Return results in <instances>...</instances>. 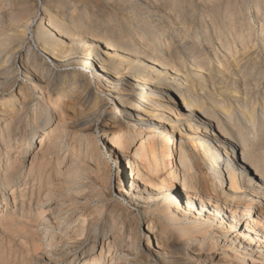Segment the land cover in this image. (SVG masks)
Wrapping results in <instances>:
<instances>
[{"label":"bare ground","instance_id":"1","mask_svg":"<svg viewBox=\"0 0 264 264\" xmlns=\"http://www.w3.org/2000/svg\"><path fill=\"white\" fill-rule=\"evenodd\" d=\"M42 1L48 3V7L44 9L47 20H42L37 27L41 54L29 50L28 55L22 56L24 40L37 17V7L29 0H0V70H5L6 83L11 90L1 104L12 103V110L8 111L10 116L4 119L9 125L0 126V160L2 156L9 157L8 149L17 142L14 136L24 121L19 111L23 115L31 103L29 87L34 94H40V98L45 89L53 94L63 91V86L58 87L62 77L51 67L52 62L88 66L92 74L97 73L103 79H99L94 91L92 81L86 83V75L79 74L76 87L74 85V88H83L77 98L78 107L73 102L64 103L68 101L64 95V100H58L52 109L51 116L46 117L45 111L38 108L43 114L33 120L31 138L27 136L28 123L25 122V134L18 150L22 155L20 159L34 138L38 137L40 144L46 141L40 149L42 156L36 154L32 158L25 186L32 178L34 187L37 183L41 189L46 172L41 163L61 150L60 140L66 136L62 134L66 130L65 122L71 117L78 114L94 117L105 102L117 100L131 120L130 124H135L128 131H113L116 129L112 128L102 139L103 146L122 165L116 185L110 176L101 190L93 188V195L89 193L91 198L106 200L105 209L109 213L104 217L95 221L83 214L86 206L80 195L87 190L88 171H94L96 178L109 175V171L103 172L99 167V148L89 136L93 131L91 121L82 117L75 122L79 131L76 137L82 146L85 144L86 151L81 154V147H74V158L61 180L63 197L56 203L53 197L56 194L51 190L45 195L46 202L39 195L36 208H32L30 200L29 208L25 209L26 194L22 192L24 201L20 203L19 217L14 211L6 217L1 209L9 204L10 193L6 192L8 194L3 195L4 200L0 202V229L31 238L33 247L35 244L40 248L39 242L46 243L44 250L48 251L49 260L56 264H103L106 260L108 264H264V113L256 115L253 101L255 89L264 83L263 13L259 9L256 12L257 25L247 24V21L246 25L232 14L237 0L201 1L214 21L213 35L219 37L218 47L223 49L220 57L209 37L211 31L205 28L199 31L188 22L178 24H183L184 28H179L181 31L177 35L184 36L176 44L175 39H165L170 32L165 25L142 21L147 22L146 28H139L136 35H143L139 39L144 40L145 47L139 51L135 48L136 38L128 37L132 31L128 29L131 20L125 21V28L121 29L123 25L117 21L116 12L111 17L103 16L112 23L118 22L117 28L109 35L106 31L99 36L88 32L91 16L84 7L77 14L79 7L65 9V5H69L65 0ZM173 2L172 9L167 5L170 11L159 12L163 18L167 17L166 20H182L177 14L187 9L193 11L195 6L194 0ZM71 9L73 12L67 19ZM95 13L96 18L101 14ZM224 18L233 21L226 24ZM70 22L86 27L77 32L69 28ZM159 28L161 38L152 37ZM203 33L206 37L201 38ZM207 43L212 50L205 51ZM184 54L190 56V60L186 61ZM19 61L24 63L25 82L20 88L24 96L20 107L12 91L16 86L14 74ZM53 94L41 101L44 108L53 103ZM87 96L95 99L91 107ZM155 105L161 107L160 114L152 112ZM148 107L151 112L145 110ZM153 116L160 119L155 122L151 120ZM13 122L19 123L15 129ZM52 122L56 127L49 138L60 135L59 141H47V137L45 140V131ZM243 122L251 127L250 137L241 126ZM257 122H261L259 126ZM144 128H156L159 132L146 138ZM34 150L32 147L29 155ZM22 163L16 156L6 169H2L0 163V171L3 170L0 187L4 186L5 190L17 185L13 183ZM123 168H126V175L128 173V184ZM49 182L50 176L45 184ZM16 191L12 188L13 199H16ZM114 193L133 207L141 204L150 210L152 214L146 218V231H139L142 228L140 220L132 215L127 205L113 198ZM65 224L69 227L60 230ZM41 230L44 233L37 236ZM100 245L102 251L97 255ZM1 247L0 259L4 254H1ZM219 247L222 252L217 254Z\"/></svg>","mask_w":264,"mask_h":264},{"label":"rangeland","instance_id":"2","mask_svg":"<svg viewBox=\"0 0 264 264\" xmlns=\"http://www.w3.org/2000/svg\"><path fill=\"white\" fill-rule=\"evenodd\" d=\"M26 1H28V0H26ZM201 1L202 0H194L195 6L192 9L193 11L187 9L185 12H183L184 10H182V12H183V13H181L182 16L180 15V13L177 14V16L179 15L181 17L182 20H178L181 22L175 21L176 19H170V18L167 19L168 20L167 21L165 19L166 16L163 18L159 14V12H161V11L162 12L167 11V10L170 11L172 9V5L174 4L173 0H172V2H171V0H65V2H69V5L68 4L67 5L70 7L65 5L66 8L65 7L64 8L70 9V8H73L72 6L76 5L74 7H79V8H77V12H76L77 14L79 11H81L83 9H87L88 12L90 13V16H91V17L89 16L90 19L88 20V23L91 24V27L88 28V32H90L92 34L99 35V36H100V34H103V32L106 33V31H107V35L111 34L112 33L111 31H113V29L117 28L116 25L119 21H121L122 23L121 22H119V23H121V25H123L125 21L131 20L130 21L131 24H129L128 29L132 30L133 32L130 31L131 33L129 34L128 37L133 38V39L136 38L135 40L138 44H136L135 48H137V50H139V51H142L143 47H145L142 44L144 42V40L139 39L143 35H140V34L136 35L137 34L136 32H138L139 28H141V27H142V29L146 28L145 25H147L146 24L147 22H142V21L145 20V21L152 22V24H155L156 26H159V25L164 26L165 25L164 27H166V29L168 31H170L169 35L165 39L166 40L167 39L169 40V38L175 39L174 42L176 44L180 43L182 41L181 38L184 36L183 34H181L182 36H180V37L177 35L181 31L180 29L184 28L183 24H180V25H178V24L182 23V22H185V23L188 22L189 25L193 26L194 29H197L199 31H202V29H204V28L206 29V31H211V33L209 34V37H211V39H212L211 41L213 42V46L215 47L214 49L217 51V54L221 57L223 49L218 47L219 46V43H218L219 37L213 35V22L214 21L211 20V16H210V14H208L209 12H207L205 10V6H204V4L201 3ZM226 1L223 0V3H225ZM255 1L254 0H237V3L233 7L234 9L232 11V14L235 17V19L238 20V22H241L242 24H246L247 22H248L247 24L255 23L257 25L256 22H258V20H257L255 14L259 9L260 12L263 13V16H264V0H255ZM208 2H206V3L208 4ZM29 3L34 4L32 6L37 7V13H36L37 17L35 18V21H34L32 28L28 31V36L24 40V48L22 51V56L28 55L29 50H33L34 51L33 53H35V54H39V55L41 54V51H40L41 42L38 39L39 37L37 35V27L44 20H47L46 19L47 15L44 13V9L48 7V5H47L48 3H46L45 1H42V0L41 1L39 0L38 2H36V0H32V1L29 0ZM35 3H37V4H35ZM88 5H89V7H88ZM82 7H84V8L81 9ZM72 10L73 9L70 10L71 12L69 11L70 13L67 12V19L69 18V15L73 12ZM94 10L97 12V13L94 12L95 14H97V16H98V14L101 13L100 15L102 16V18L100 15L97 18L94 17V15H93ZM100 10H101V12H99ZM114 12H116L119 16L117 18L118 22L112 23V22L108 21L103 16V14H105V16L111 17L112 13H114ZM175 13H178V12H175ZM231 20L232 19H230V18H224L223 22L224 23L226 22V24H227V23H230ZM237 20H235L234 23ZM172 21H173V23H175L174 25H172L173 24ZM139 22L144 23L143 24L144 26L139 25ZM238 22H236L237 26H238ZM92 23H93V25H92ZM69 25H70L69 28H71V29L74 28V29H76L77 32L83 31L84 27H86L84 25H81V26L77 25V23L74 25L73 22H70ZM136 25H139V27L138 26L136 27ZM123 28H125L124 25L121 26V29H123ZM171 28H173V29H171ZM245 28L246 27H244L243 30H245ZM156 29H158V28H156ZM257 31H258V28H257ZM154 36L156 38L159 37L158 39L161 38L160 28H159V30L155 31V34L152 37H154ZM226 36H224V37H226ZM202 37L203 38L206 37V34L205 33L201 34V38ZM151 39H153V38H150V40ZM114 40H116V39H114ZM114 40H112V42H114ZM225 41H226V39H224V42ZM204 48H205V51L212 50L210 48L209 43L205 44ZM259 48H257V49H259ZM235 49H236V47L234 48V52H236ZM163 50L164 49H162L161 52ZM183 56H184V59L186 61H188V59L190 60V56H186L185 54ZM44 59H45V61L49 62L48 58L44 57ZM214 61L212 64L216 65V62L214 63ZM25 63H27V62H25ZM50 65H51V67L55 68V70H57L59 72V76L62 77V78H60L61 84H59V86H58L59 88H62V86H63V91L58 92L60 95H62V98L59 97V94L50 93L49 91H46V89L43 90L42 97L40 98V94H38V95L34 94L32 89L29 87V89H30L29 101H31V103H30L29 107L25 111H23V115H22V112L19 111V115H21V117L24 118V121H23V123H21L16 136H14V139H16L17 142L16 143L13 142L11 144L12 148L8 149L9 157L2 156L1 160H0V163L2 165V169L8 168L9 162L12 163L13 158L15 156L17 159L20 160V162H23L22 163L23 166L18 169L17 179H15V181H14L15 183H13V184H17V185H13L11 187V189H5V190H4V186L0 187V202L1 203H2L1 200H4L3 195L8 194L6 192L10 193V195H8L9 201L7 200L9 202V204L7 206H5V208L2 207L1 209H3V214L6 217L9 216L10 215L9 213H12V211H14L17 214V217H19L20 206L22 204L21 202L24 201V197L22 194H26L25 209L29 208L28 206H29L30 200H32V208L33 209L36 208V203H37L39 195L42 196V201L46 202L47 200H46L45 195L48 194L49 191H51V190H53L56 194L53 196L56 203L63 197L64 189H63V185H62L61 180L63 178V173H64L65 169L67 168V166L70 164V162L74 158L73 149H74V147H77V148L81 147L80 148V149H82L81 154H83L86 151L85 144H84V146H82L80 140L77 139V137H76L77 134H79V131L77 129V126L75 125V122H77L78 120H81L83 118H87L91 121V125H92L91 130H93V131H91L89 136L91 137V139H93L92 143H94V145L97 144V146L99 148V154H100V158H101V161L99 162L100 163L99 167L102 169L103 172H106L107 170L109 171V175L105 174V176H103V177L101 176L99 178L98 177L96 178V176H95L96 173L94 171L89 170L88 173H89L90 177H89V180L85 182L87 190L82 195H80V197H81L80 200H82V203L85 204V206H86V207H84L85 210L83 212V214L85 215V218H91V219H94L95 221H98L101 219V217H104V214L109 213L105 209L106 200L91 198V197H89V193L91 192L90 194L93 195V188H95V189L99 188L101 190V187H104L106 184H108V180H109L110 176H112V178H113V184H114V180H115V185H116L117 184L116 179L122 171L121 162L116 160L114 158V156L109 153V149H107L105 146H103L102 139L104 138L105 132L109 131L112 128L116 129L113 131H119L121 129L128 131L129 127L134 126L135 123L132 125L130 124V123H132L131 120L128 119V117L122 111V109H121L122 107L119 104V101H117V100H110V101L105 102L104 106L100 107L101 112H99L98 115L96 114L94 117L88 118V117L82 116V115L79 116V114L71 117V119L66 120V122H65V126H66L65 131L66 132L64 131L62 134H65L66 136L64 137V139L60 140L61 146L59 147V150L60 149L61 150L59 151V153H58V151H55V152H57V155L55 154V152H53L49 158H47L46 160L43 161V163H41V164H44L43 166H44L45 171H46L41 189H39L40 185L37 183H36V186L34 187L35 181H33L32 178L29 182V185L25 186L24 183L26 182L27 179H29V173H30V166H31L32 158L36 154H39L40 156H42L43 151H40V149L42 147H44V145L46 143V141H45L44 144H40V139L38 137L34 138V140L30 139V140H32V142L30 143V146L27 148V150L23 154V158L20 159V157L22 155L18 152V150H20V148L22 146L20 143V139L25 134L26 123H28L27 124V127H28L27 136L28 137L30 136V138H31V137H33V131H34V129H32V128H34V125H33L34 123L32 124L33 120H35V118L41 116L43 113L46 117L51 116L53 113L54 107L57 105L58 100H60V99L64 100V98H65L64 95H67V98H68V101H66L64 103L69 105L71 102H73L72 104L75 105L76 107H78L77 98L80 96L83 88H81V87L74 88V85L77 84V81L79 80V78H78L79 74H85L86 75L85 76L86 77L85 78L86 83H88V81H89V83H90V81H92L91 86L93 87L94 91L97 90L96 88L98 87L99 79L100 80L103 79L102 77L100 78V75L97 73L92 74V72L88 68V66L78 65L75 63H66L64 65L63 64L58 65V63H55V62H52ZM23 66H24L23 61H19L17 64V67H16L15 74H14L17 78V81L15 84L16 86H14L12 91L15 93V95L17 97L15 100V103H17V105L22 103L21 99L24 98V96L20 93L21 85L23 86L25 83L24 77L22 76ZM4 72H5V70H0V121H1L0 126L5 125V124L9 125L8 122L7 123L4 122V119H6V117L8 118L10 116V114H8L9 113L8 111L12 110V107H11L12 103L1 104V101L6 96V94L8 92H11V90H9L8 84L6 83ZM63 81H66L65 85H64ZM67 85H68V87H67ZM69 87H70V90L68 89ZM75 87H76V85H75ZM255 93L256 94H254V97H253L254 100L253 101H254V104L256 107V112H257L256 115L261 116L264 113V83L259 85V88L255 89ZM51 94H53L52 95L53 103L51 104L50 107L44 108V103L43 102L41 103V101L42 100L46 101L47 95H51ZM87 100L90 103L89 106L91 107L92 104L94 103L95 99L92 97H89V99H88V96H87ZM255 100H256V103H255ZM52 105H53V108H52ZM67 105H65V106H67ZM20 106H21V104L18 107H20ZM38 108H41L40 110L45 111V112L41 113ZM160 108H161L160 106L155 105L152 107L151 110H152V112H154V115L160 114L161 113ZM83 109L87 110V107H83ZM62 110L63 109H61L60 112H62ZM145 110L150 111V108L149 107L145 108ZM56 116H59V114ZM56 116L54 118V121L57 119ZM220 117H222V116L220 115ZM26 119L28 121H25ZM159 119H160L159 117H155V116H153L151 118V120H153L155 122H157ZM57 122H58V120L56 121V123ZM56 123L52 122V125H50V127L47 128V130L45 131V135H46L45 140L47 137V141H52L53 139H56V141H59L58 138L60 137V135H56L55 138H49L52 135L51 130L56 127ZM260 123L257 122V126H259ZM13 124H14V122H13ZM18 124L19 123L14 124V129L16 128V125H18ZM241 126L244 127L243 129L245 132L247 130V137H250V131H248V130H251L250 129L251 127L247 126V123L245 124V122H243L241 124ZM144 130L146 131L145 132V137L147 135L146 138H149V137L153 136L156 132L157 133L159 132V131H157L156 128H144ZM15 133H16V130H15ZM37 145H39V147H37ZM32 147L35 150L32 151L31 155H29V153H31L30 149ZM58 158H61V159H59L61 161L59 166H58V163L56 162V161H58ZM50 159H52V160H50ZM58 169H59V171H58ZM125 171H126V168L125 169L123 168V172H125ZM207 171H208V169H207ZM2 172H3V170L0 171V174H2ZM57 172H58L59 176H58ZM48 176H50V182H49V185L48 184L46 185L45 181L48 178ZM125 181H127L125 183H127V184L129 183L128 182V173L126 175V172H125ZM12 188L17 190L15 192V194H16L15 198L16 199H13V197H12L13 195H11ZM102 190H104V189H102ZM32 192H34V195L31 194ZM113 198L119 200L124 205H127L128 209L130 208L129 210L132 212V215L136 219L140 220V222H141L142 228L139 231L141 233L146 231L145 230L147 228L146 218L148 217L149 214H152L150 212V210L147 209L148 210L147 211L146 209L143 208V206L141 204H138L136 206L134 205L135 207H133V205H130L127 200L121 199L117 195V193L113 194ZM55 206H56V204L53 207H55ZM97 208H99V209L102 208V209L98 210ZM104 210H105V213H103ZM51 211L53 212V210H51ZM64 226L63 227L61 226L60 230L62 229L64 231L69 227L68 224H65ZM43 231L44 230L38 231L36 233V235L42 236ZM5 233L6 232H4V230L0 229V241H1L0 247L2 246L1 250H3V251H1L2 252L1 254H3V253L5 254V255L3 254L1 256L2 257L1 259L3 260L2 261L0 259L1 264L2 263L3 264H56V263L51 262L49 260L48 251L44 250L46 248V247L44 248V246H46L45 245L46 243L39 242L40 246H38V247H40V248H37L36 247L37 245H35V244H34V247L32 246L33 241H30L31 238H28L27 236L24 237L23 235L20 236L18 234L15 235V234H9V233L5 234ZM41 248H43V250ZM101 249H102V245L99 246L98 251H97L98 252L97 255H99L101 253V251H102ZM217 251H218L217 254L221 253L222 252L221 247H219L217 249ZM107 258H108V254H107ZM217 260H218V258H216L215 262ZM57 264H59V263H57ZM103 264H108V260L103 262Z\"/></svg>","mask_w":264,"mask_h":264}]
</instances>
